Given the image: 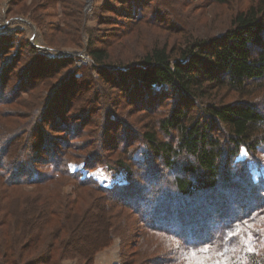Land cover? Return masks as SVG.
I'll return each mask as SVG.
<instances>
[{
    "label": "trees",
    "instance_id": "1",
    "mask_svg": "<svg viewBox=\"0 0 264 264\" xmlns=\"http://www.w3.org/2000/svg\"><path fill=\"white\" fill-rule=\"evenodd\" d=\"M26 1L12 0L8 13L14 19H23L30 12L38 30L45 27L43 12L60 2L64 12L75 18V33L74 29L70 33L55 27H50L49 32L66 35L78 48L79 38L75 35L82 29L81 13L72 0H30L29 5ZM214 1L228 5L237 0ZM80 5L79 2L77 6ZM42 35L48 48L57 51L65 46L59 41L53 45L52 36L47 39ZM17 41L10 40L5 46L0 43V87H6L13 79L19 82L11 100L6 98L5 89L0 93V112L1 108L12 106L27 111L25 116H11L23 118L22 122L8 121L7 115L0 122V264H61L75 258L78 264H93L95 254L111 244L113 229L119 220L128 218L127 211L130 213L132 206L136 207L133 216L142 224L156 220L155 212L161 208L165 211L172 205L188 204H192V210L180 215L175 211L166 213L170 219L145 230L149 234L156 232V247L163 248L170 257L167 264H189V252H197V259L203 258L206 264H224L225 260L232 264H264V254L257 251L260 246L264 248L260 240L252 243L249 251L241 242L243 234L229 236L237 226L247 230V224H256L258 217H264V181L254 180L249 166L237 160L242 150L254 156L264 145V105L257 104L258 95L264 92V0H247L243 8L232 14L219 37L189 41L170 49L154 46L137 60L116 65H112L113 56L108 49L96 46L95 37L88 31L85 54L92 63L89 71L97 73V81L108 88L117 87L123 94L130 87L138 90L132 89V98L144 114L143 126L141 130L133 127V132L150 162L136 163L133 149H123L115 159L107 155L109 163L104 164L120 169L126 167L123 161H127L139 169L152 168L157 161V165L171 172L170 196L156 195L147 205L141 196L157 188L154 178L147 180L138 202L132 205L122 197H113V190L70 170L71 158L92 169L101 161L94 156L113 150L103 144L100 150L86 151L81 140L91 125L87 119L76 123L75 129L63 130L68 135L75 131L69 144L60 142L56 147L47 142L44 129H37L38 121L55 108L51 103L56 104L60 92L64 93L61 101L65 105L57 112L59 116H66L83 104L94 110L99 101L94 96L101 94L89 88L91 83L77 77L82 69L72 57L44 59L34 49H25L30 48L29 43L23 47ZM16 56L21 60L12 64ZM75 81L80 83L74 85ZM89 90L93 93L85 100L84 94ZM27 92L32 101L26 106L22 95ZM138 92L146 96L139 97ZM166 94L172 95L173 104L169 99L162 100V107L161 99ZM104 97L102 105L113 106ZM101 138L105 143L103 129ZM73 151L82 155L72 154ZM180 157L182 165L177 168ZM127 173L132 174L129 167ZM157 176L162 174L158 172ZM68 181L73 186L72 195L61 192L62 184ZM26 186L35 189L27 191ZM224 195L229 204L237 205L238 212L221 217L208 210L207 223L199 220L197 227L192 228L193 211V215L206 211L213 199L223 206ZM181 218L189 220L188 224L178 223ZM203 248L209 250L207 255L199 252ZM138 259L139 256L127 259L124 264H137Z\"/></svg>",
    "mask_w": 264,
    "mask_h": 264
},
{
    "label": "rangeland",
    "instance_id": "2",
    "mask_svg": "<svg viewBox=\"0 0 264 264\" xmlns=\"http://www.w3.org/2000/svg\"><path fill=\"white\" fill-rule=\"evenodd\" d=\"M11 1L12 0H0V43L5 46L10 43V40L13 43L19 42L17 40H20L21 46L23 47L25 42L29 43L30 48L26 47V50L32 48L35 50L36 54L38 53L43 56L44 59L48 60H53V58L72 57L77 67L82 69V71L77 74V77L86 81L87 84L91 83L89 88L101 94L94 96L98 97V99H96L99 100L94 110H92L89 105L83 104V106L75 109L74 112H70L66 116L63 114L59 116L57 112L65 105L61 101V96L64 95V93L60 92V98L57 99L58 101L56 104L54 102L51 103L52 107L55 108L50 113H47L44 119L38 121L39 125L37 129H44L47 134V142L52 144L51 146L55 144L56 147H59L58 145L60 142L69 144L73 139L72 137L76 135L75 131L68 135L67 132L62 133L63 130L67 127H73L75 129L76 123H79V121L83 119H87L91 125L87 129V135L81 140L83 141V146L86 147V151L100 150L104 145H107L106 147H110V149L113 150H110L108 154L105 152L102 153L103 156H94L93 158L101 161L92 169L84 168L82 163L75 162L76 160L71 158L69 167L72 172L78 173L81 178L93 180L100 186L113 190V197H122L124 201L132 205L138 202V194L141 189L145 187V184L148 183L147 180L150 178H154V181H158L156 185L157 188L152 189L148 195L142 194V200L143 197L146 199L144 200V204H151L152 199L155 198L156 195H159L161 198L170 196L171 190H173L169 182L171 172L164 169L161 165H157V161H154L155 165H152V168H148L147 166L146 168L139 167V169L132 165L129 166L130 162L127 161H123L124 164L126 163L127 169L125 166L116 169L111 165L104 164L105 161L109 163L107 159L110 157L115 159L117 155L122 153L123 149H127L129 152L133 149L132 157L136 160V163L150 164V162L148 159L149 157L144 154V146L139 142V138L133 132V127L141 130L143 126L142 116L144 114L139 110L140 108L136 106L137 102L135 103L132 98V96L135 95L133 91L138 90L130 87V91L126 90L125 94H123L117 87L108 88V86L106 87L102 82L100 83V81H97V73L93 72L92 69L89 71V67L92 63L85 54L86 44L88 43V31L92 32L93 37H95L96 46L108 49L109 53L113 56L112 65H116L117 62L122 61L133 62L154 46L170 49L173 46H180L189 41L193 42L207 40L211 37H219L226 29L232 14L243 8L247 0H237L228 5L216 3L214 0H72L74 5H76L75 7H78L79 13H81L82 29L78 35L76 31L75 35L77 39L79 38L78 48L73 45L74 40H71L66 35L65 37L62 34H53L51 31L49 32L50 27H55L63 32L69 31L70 33H72L71 30L74 29L75 18L70 16L68 12H64L60 2H57L53 7L47 8L43 12L42 22L45 27L43 26L41 30H38L30 19L33 16L30 12L24 15L22 17L23 19H14V16H12L13 14L8 13V6L9 4L11 5ZM79 2L81 3L80 7L77 6ZM29 4L30 0H27L26 5ZM75 7L71 9L73 10ZM42 33L45 34L47 39L49 35L52 36L51 40L54 41L53 45H56V42L59 41L65 43V46L58 47L57 51L48 48L46 42L42 40V38H44ZM17 48L15 49L20 54ZM77 53L81 55L75 56L74 54ZM24 58L23 56V59ZM17 60H21V57L16 56L12 64H15ZM108 69L113 71V68ZM79 83L80 81H75L74 85H78ZM18 84L19 82L15 83L13 79L6 87H4V85L0 87V93L5 89L6 98L11 100L17 90L16 88L19 87ZM27 93L28 94L22 95L24 101L27 103L26 106L32 101L29 95L30 92ZM92 93L93 91H87L84 94V99L89 100ZM141 93L142 92H138L139 97L146 96V93ZM68 94L67 92L66 95ZM104 96L110 99L113 106L102 105V103H104ZM150 96H153V94L150 93ZM171 97L172 95L166 94V96L161 99L162 107H164L162 100L166 101V99H169L170 105L173 104ZM228 99L233 100V97L231 96ZM228 99L227 101H230ZM143 100L145 101L146 98ZM257 100V104L261 106L264 105V92L258 95ZM26 112V108L21 106L1 108L0 122L1 117H5L6 115L8 121L22 122L24 121L23 118L12 119L11 116H25ZM88 113H90L89 116L91 117L88 116ZM108 116H111V120H107L109 122L106 121ZM42 121H47L51 124L47 126L46 123H42ZM102 129L103 131L105 130L106 133L105 143L101 142ZM80 142L78 144H80ZM69 151H72V149ZM71 153L82 155L78 154L79 151H73ZM36 154L38 155V152ZM237 160L249 166L254 180L261 178L260 180L264 181V145L260 147L254 156L242 150ZM177 162L179 163L177 168H179L182 165V157L177 159ZM128 167L132 170L131 176H128ZM158 172L162 174L161 177L157 176ZM261 186L264 187L262 184ZM72 188L71 182L68 181L62 184L61 192L62 194L72 195ZM25 189L29 191L35 189V186H26ZM218 192L224 194L220 190H218ZM218 199L220 198L218 197ZM213 200L215 201H211L210 204L206 206V211L197 213V215H193L195 213V211H193L192 228L197 227L196 225L199 224V220L201 223H207L210 218L207 217L209 215L208 210L213 215H222L221 217H230L233 212H238L236 208L237 205L229 204L230 200H228L225 195L224 199H222L223 206L221 207V203L218 202L219 200ZM217 203L218 206L215 207ZM132 209L130 213L127 211L128 218L126 220H119L116 229H113L111 244L95 254L93 264H124L127 259H136L138 256L139 259L137 264H167V260H170V257L163 248L158 249L156 247V232L154 234H149L145 230L148 229V227H152L151 225H155V223H164V220H167V218L170 219L171 217L166 213L175 211L177 215H180L185 211L192 210V204H188V207L172 205L165 211L161 208L155 212L157 215L156 220H148L146 223L142 224L138 223L133 216L135 215L133 211L136 207L132 206ZM225 211H228V213ZM214 217L215 216H213L212 219H216ZM121 218H123V216ZM114 220H117V218L114 217ZM219 220L220 219H218V221ZM179 221L182 224H188L189 222V220L183 221L182 218L177 220L178 223ZM246 226L248 227L247 230H241V233L245 236L243 240L247 241L248 237L251 236L252 243L260 240L261 243L264 244V217H258L256 219V224H247ZM257 251L258 253L264 254V248L262 246L258 247ZM78 263L79 261L77 258L67 259L61 262V264Z\"/></svg>",
    "mask_w": 264,
    "mask_h": 264
},
{
    "label": "snow or ice",
    "instance_id": "3",
    "mask_svg": "<svg viewBox=\"0 0 264 264\" xmlns=\"http://www.w3.org/2000/svg\"><path fill=\"white\" fill-rule=\"evenodd\" d=\"M234 234L235 235H242L241 230L238 226L235 229L230 230V232H229V236H233ZM241 242L245 243L247 245L249 251H252V238H251V236L248 237L247 241L242 240ZM208 251L209 250L207 248H203V249L199 250L200 253H203L205 255L208 254ZM232 251H236V249L233 248ZM220 255H223V254H220ZM197 256H198L197 252H189L187 254V257H186L189 260V264H193V262H194V264H206V262L203 258L197 259ZM218 264H219V262H218ZM224 264H232V262L225 260Z\"/></svg>",
    "mask_w": 264,
    "mask_h": 264
},
{
    "label": "water",
    "instance_id": "4",
    "mask_svg": "<svg viewBox=\"0 0 264 264\" xmlns=\"http://www.w3.org/2000/svg\"><path fill=\"white\" fill-rule=\"evenodd\" d=\"M74 55H78V56H79V55H81V54H80V53H77V54H74Z\"/></svg>",
    "mask_w": 264,
    "mask_h": 264
}]
</instances>
